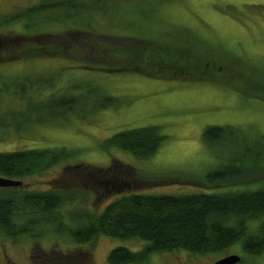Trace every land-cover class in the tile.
<instances>
[{
  "label": "rangeland",
  "instance_id": "1",
  "mask_svg": "<svg viewBox=\"0 0 264 264\" xmlns=\"http://www.w3.org/2000/svg\"><path fill=\"white\" fill-rule=\"evenodd\" d=\"M79 2L93 6L99 16L88 18V14L81 13L68 20L42 22L35 31L50 36L36 40L61 44L58 34L79 30L153 38L168 34L183 36L186 29L192 33L187 35L192 44L200 45L195 41L198 36L207 48L217 51L216 57L228 63L235 60L240 63V69L256 70L264 77V0ZM38 3L39 0H0V14ZM59 13L62 15L57 12L49 18ZM15 29L25 32L24 22L7 27L6 32L0 31V63L3 62L0 65V152L65 149L69 153L67 162L25 178V186L20 189L54 190L59 188V178L65 176L71 180L66 196L82 190L87 193L79 194L78 201L66 204L59 211L57 223L41 221L40 214L29 215L24 221L21 211L20 225L28 224L29 229L16 240L0 238V264H109L113 249L125 247L139 252L148 242L104 235L87 245L72 242L69 231L77 227L76 217L87 208L97 215L114 198L134 191L173 195L229 192V187L213 189L201 182L205 183L207 175L229 163L245 171L264 167V150L257 147L258 142H264V100L232 89L228 85L229 76L224 77L228 84H216L153 79L136 73H107L68 58L13 62L18 49L12 51L10 47L22 46V41L15 39ZM15 78H32L38 82L31 89L25 88L33 102L12 92ZM105 98L116 100V106L106 104ZM28 107L37 110L29 113ZM9 124L13 127L7 129L5 126ZM152 126L158 127L165 139L157 153L148 159L117 148H105L106 142L120 132ZM213 126L232 127L235 136L209 143L204 133ZM240 155H246L245 159L233 163ZM114 160L140 171L146 180H139L135 185L129 182L115 191L113 181L102 178L94 183L84 175L89 170L83 167L107 169L113 166ZM78 165L80 171H76L80 174L72 177L75 171L68 167ZM156 177L162 180H148ZM260 177L264 180V175ZM260 186L258 183L252 188ZM250 226L254 232L255 226ZM242 244L240 240L219 253L155 252L144 264H215L230 255L241 258L237 264H264V255L247 254Z\"/></svg>",
  "mask_w": 264,
  "mask_h": 264
},
{
  "label": "trees",
  "instance_id": "2",
  "mask_svg": "<svg viewBox=\"0 0 264 264\" xmlns=\"http://www.w3.org/2000/svg\"><path fill=\"white\" fill-rule=\"evenodd\" d=\"M57 12H62V15L59 13L60 16L49 18V15ZM81 13L88 14V18L99 16L97 9L91 5L84 6L79 0H39L38 4L31 7L16 8L13 13L0 14L1 32H6L5 29L9 26L21 22L25 24V32L15 29V39H20L22 46L12 44L10 47L12 51L18 49L15 51L17 57L13 56V62L53 57L68 58L82 64L88 63V67L107 73H136L153 79L216 84H228L224 77L229 76L231 81L228 85L232 89L264 100L263 76L256 70L240 69V63L235 60L228 63L216 57L217 51L207 48L198 36L195 41L201 46L192 44L187 40V35L192 33L186 29L185 34L181 35L186 40L173 34L143 38L100 35L95 30L58 34L60 42L64 44H48L36 40L50 36L35 31L42 22L50 19L68 20ZM35 85L39 84L32 78L24 80L15 78L11 87L15 95L31 103L33 101L25 93V88L31 89ZM104 101L106 104L116 106V100L113 98H105ZM29 107L26 108L29 113L37 110ZM5 127L8 129L13 126L9 124ZM18 128L19 126L15 127L16 130ZM234 134L235 130L232 127L213 126L205 130L204 138L211 143L228 136L232 139ZM164 139L158 127H145L114 135L106 142L105 148H117L139 158L148 159L157 153ZM258 144L257 147L264 150V142ZM68 154L65 149L0 152V177L23 182L27 177L42 174L67 162ZM245 156L236 157L233 163L243 161ZM78 168L79 165L68 167L75 171L72 177L80 174ZM83 169L89 170L84 175L94 183L102 178L113 181L115 191H120L129 182L135 185L139 180L142 182L146 180L140 171L118 160H114L113 166L107 169L92 167ZM261 174L264 175L263 166L245 171L243 167L229 163L228 166L207 175L205 183L201 182L213 189L229 187V192L173 195L134 191L121 194L97 215L90 213L87 208L86 212L77 216V227L69 231L71 240L79 245H87L104 235L148 242L139 252H133L125 247L113 249L108 257L109 264H144L155 252L172 253L184 250L196 254L219 253L240 240H243L242 246L247 254L262 256L264 180L260 177ZM157 179L162 180L161 177L148 180ZM58 181L59 188L48 191H24L20 189L25 186L24 182L19 187L0 188V238L16 240L27 233L28 224L20 225L19 222L22 216L25 221L29 215L40 214L41 221L57 223L59 211L66 204L78 201L79 194L87 193L80 190L78 194L66 196L65 191L71 187L70 178L62 176ZM258 183L260 187L252 188ZM234 186L242 189L233 190ZM21 211L24 213L22 216ZM250 224L255 226L254 232L251 231Z\"/></svg>",
  "mask_w": 264,
  "mask_h": 264
},
{
  "label": "water",
  "instance_id": "3",
  "mask_svg": "<svg viewBox=\"0 0 264 264\" xmlns=\"http://www.w3.org/2000/svg\"><path fill=\"white\" fill-rule=\"evenodd\" d=\"M22 181H16L4 177H0V188H11V187H19L22 186ZM241 261V258L237 255H230L228 257H225L219 261H217L215 264H237Z\"/></svg>",
  "mask_w": 264,
  "mask_h": 264
}]
</instances>
